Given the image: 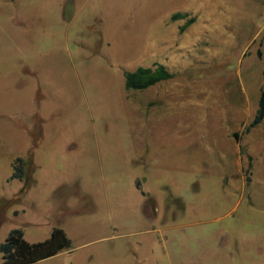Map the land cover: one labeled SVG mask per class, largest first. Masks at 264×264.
<instances>
[{
    "label": "rangeland",
    "instance_id": "obj_1",
    "mask_svg": "<svg viewBox=\"0 0 264 264\" xmlns=\"http://www.w3.org/2000/svg\"><path fill=\"white\" fill-rule=\"evenodd\" d=\"M263 93L264 0H0V246L58 227L36 264H264Z\"/></svg>",
    "mask_w": 264,
    "mask_h": 264
},
{
    "label": "trees",
    "instance_id": "obj_2",
    "mask_svg": "<svg viewBox=\"0 0 264 264\" xmlns=\"http://www.w3.org/2000/svg\"><path fill=\"white\" fill-rule=\"evenodd\" d=\"M179 16L175 15L173 18L176 19ZM172 78L173 75L163 65L140 67L133 72L126 73L125 88L128 91H142ZM263 120L264 93L261 96L260 107L252 126L260 124ZM16 178H20L17 173L12 176V179ZM70 247L71 240L62 228H54L49 239L38 243L27 241L21 229H14L0 246L1 264H36L52 258Z\"/></svg>",
    "mask_w": 264,
    "mask_h": 264
}]
</instances>
